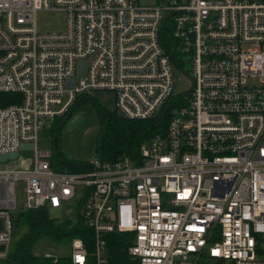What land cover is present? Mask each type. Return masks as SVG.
I'll return each instance as SVG.
<instances>
[{
	"label": "built area",
	"instance_id": "obj_1",
	"mask_svg": "<svg viewBox=\"0 0 264 264\" xmlns=\"http://www.w3.org/2000/svg\"><path fill=\"white\" fill-rule=\"evenodd\" d=\"M56 11L64 29L39 30ZM177 72L193 85L174 96ZM103 93L128 120L169 108L165 126L137 155L58 168L40 129ZM29 143L30 166L0 168V259L22 183L27 210L72 208L71 226L93 232L52 264H264V0H0V158ZM111 233L126 236L125 263Z\"/></svg>",
	"mask_w": 264,
	"mask_h": 264
},
{
	"label": "rangeland",
	"instance_id": "obj_2",
	"mask_svg": "<svg viewBox=\"0 0 264 264\" xmlns=\"http://www.w3.org/2000/svg\"><path fill=\"white\" fill-rule=\"evenodd\" d=\"M142 4L154 3L156 0H139ZM185 1V0H184ZM37 25L41 31L63 30L65 27V16L61 11L40 12L37 15ZM193 81L189 73H181L179 77L174 78L172 92L174 96L181 95L190 91ZM177 103L172 105V108ZM164 123L159 124L163 129ZM119 113L113 110V99L109 95L97 94L90 100L80 99L74 101L57 119L47 127L40 129L38 133V149L51 150L53 156L52 162L60 169H68V165L59 162V157L68 162L78 163L85 160L95 153H98V143L103 135V143L120 144V149L125 144L134 143L139 139L134 153L137 155L140 148L148 142L150 134L146 133L143 137L141 133L136 134L135 120L119 118ZM156 119H153L155 122ZM151 123V122H150ZM143 130L151 127L149 123H141ZM142 130V131H143ZM133 140V141H132ZM130 143V144H131ZM129 144V145H130ZM128 145V146H129ZM127 146V145H126ZM127 146V147H128ZM105 155H107L105 153ZM34 151H21L17 159L0 164L3 169L26 168L33 163ZM67 163V162H66ZM24 190L21 183L18 188V208L14 210L15 214V233L8 252L11 254L18 244L29 234V217L28 210L24 207ZM48 217L54 225H62L66 219L61 209L48 207ZM39 231H42L41 237L31 244L32 252L36 256H46L48 254L56 257H69L71 253V237L59 236L57 234L46 235L45 230L34 228L32 236L34 237ZM47 234H50L47 232ZM0 264H6V259H0Z\"/></svg>",
	"mask_w": 264,
	"mask_h": 264
},
{
	"label": "trees",
	"instance_id": "obj_3",
	"mask_svg": "<svg viewBox=\"0 0 264 264\" xmlns=\"http://www.w3.org/2000/svg\"><path fill=\"white\" fill-rule=\"evenodd\" d=\"M17 94L14 93H3L2 94V104L6 105L8 104V101H17ZM80 99H86L90 100V97L79 95L75 101L80 100ZM168 113V112H167ZM170 114V111H169ZM169 116V115H168ZM166 117V113L164 115V118H160L156 120L159 122V124L164 123ZM167 121V118H166ZM141 123H149L151 127H149L146 130H143V126L140 124ZM151 122V123H150ZM157 122H154L153 119H143V120H135L132 123H136V134L137 136L141 133V136L143 137L148 133V135L152 134L156 129H157ZM143 130V131H142ZM140 139V138H139ZM139 139H137L134 143H127L125 144V147L123 149H120V144H107L103 143V135H101V139L99 140L98 143V154L105 158H114L117 155L121 153H132L134 154V151L136 149V145L139 142ZM133 141V140H132ZM131 143V144H130ZM130 144V145H129ZM128 147H127V146ZM105 153L107 155H105ZM59 162H61L64 165L69 166V170H73L76 168V165L78 163H73V162H68L66 160H62L59 157ZM67 162V163H66ZM48 208L44 207L38 210H28L27 216L29 217V234L26 236L21 243L18 244L17 248L11 252V254H8V258L6 259V264H52L51 259L45 258L44 256H36L32 252L31 244L38 240L41 235L42 231H39L34 237L32 236L34 228L42 229L45 230L46 235H53L57 234L59 236H68V237H73V236H80L84 240L88 239L92 235V230L90 228H86L83 225H74L71 226L70 221H65L62 225H54V223L49 219L48 217ZM49 232L50 234H47ZM108 237V244L111 250L115 253V257H117L120 261V263H125V254L122 252L123 251V239L121 237H126L123 236L119 233H111L107 235Z\"/></svg>",
	"mask_w": 264,
	"mask_h": 264
},
{
	"label": "water",
	"instance_id": "obj_4",
	"mask_svg": "<svg viewBox=\"0 0 264 264\" xmlns=\"http://www.w3.org/2000/svg\"><path fill=\"white\" fill-rule=\"evenodd\" d=\"M82 67H83V64H80L79 65V70H78V75L81 74L82 72ZM176 76H179V73L177 72L176 73ZM74 84V78H71L70 80H68L67 82V86L68 87H72ZM119 118H122V115H118ZM34 148V144L33 143H29V144H22L21 145V150H33ZM19 156V152H15V153H11V154H7V155H3L1 158H0V161L1 162H6L8 160H15L17 157ZM73 213V210L72 208L66 210L64 212V216H65V219L68 220V221H76V218L74 217V215L72 214ZM3 229V221L2 219H0V231H2ZM5 250V246L4 245H1L0 246V252Z\"/></svg>",
	"mask_w": 264,
	"mask_h": 264
},
{
	"label": "crops",
	"instance_id": "obj_5",
	"mask_svg": "<svg viewBox=\"0 0 264 264\" xmlns=\"http://www.w3.org/2000/svg\"><path fill=\"white\" fill-rule=\"evenodd\" d=\"M104 94H106V93H103L102 95H104ZM107 95V94H106Z\"/></svg>",
	"mask_w": 264,
	"mask_h": 264
}]
</instances>
